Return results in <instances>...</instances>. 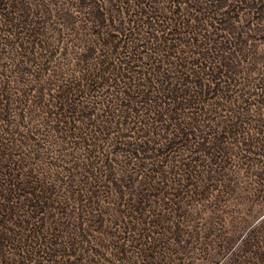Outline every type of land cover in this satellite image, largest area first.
<instances>
[{
  "label": "rangeland",
  "instance_id": "1",
  "mask_svg": "<svg viewBox=\"0 0 264 264\" xmlns=\"http://www.w3.org/2000/svg\"><path fill=\"white\" fill-rule=\"evenodd\" d=\"M215 1L0 0V264H264V0ZM96 18H177L237 68L157 121Z\"/></svg>",
  "mask_w": 264,
  "mask_h": 264
},
{
  "label": "trees",
  "instance_id": "2",
  "mask_svg": "<svg viewBox=\"0 0 264 264\" xmlns=\"http://www.w3.org/2000/svg\"><path fill=\"white\" fill-rule=\"evenodd\" d=\"M215 3L217 7H224L225 2L216 0ZM236 19L222 18L218 21L217 29L233 30ZM260 20L256 18L257 22ZM96 21L101 28L107 24L105 18H96ZM111 21L106 27L113 25L114 31L104 40L105 52L111 46L113 52L123 48L128 53L118 65L109 61L106 63L107 58L104 56L100 67L113 72L122 69L128 84L132 83L139 91L138 97L142 106L148 105L155 109L157 121L162 119L165 112L183 110L196 96L218 92L220 78L237 68V59L230 42H221L220 37L201 38L195 34L190 35L177 23V18H146L140 28L131 29L129 32L123 28L124 25L121 27ZM174 22L178 25H174ZM82 36L91 41L90 34L83 32ZM98 37L100 36L97 35ZM238 42L243 45L250 42V38L247 36ZM204 47H210L215 53H204ZM94 55L95 50L91 48L83 56V61L88 62ZM204 59L212 61L211 65H219L216 73L207 78H212L214 84L208 93L204 90L207 83L204 80Z\"/></svg>",
  "mask_w": 264,
  "mask_h": 264
}]
</instances>
